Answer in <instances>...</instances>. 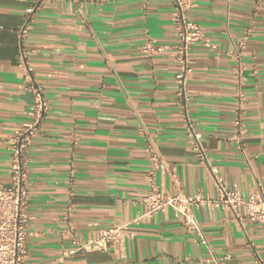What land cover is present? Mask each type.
Returning a JSON list of instances; mask_svg holds the SVG:
<instances>
[{"label":"crops","instance_id":"1","mask_svg":"<svg viewBox=\"0 0 264 264\" xmlns=\"http://www.w3.org/2000/svg\"><path fill=\"white\" fill-rule=\"evenodd\" d=\"M31 2L0 0L2 186L9 183V140L31 120L17 37ZM174 13L170 0H43L25 38L26 61L49 104L26 151L27 264H264L256 223L231 211L194 210L205 243L171 208L140 217L150 146L161 159L155 183L170 195L216 199L211 168L228 188L264 193V0H193L189 12L217 48L190 47L187 79L188 114L209 166L191 152L174 96ZM246 33L239 54L245 129L239 148L232 53ZM147 42L165 48L146 53ZM112 225H124L119 243L65 254L74 240L95 238Z\"/></svg>","mask_w":264,"mask_h":264},{"label":"built area","instance_id":"2","mask_svg":"<svg viewBox=\"0 0 264 264\" xmlns=\"http://www.w3.org/2000/svg\"><path fill=\"white\" fill-rule=\"evenodd\" d=\"M170 1L175 8L172 21L175 34V43L172 49L175 53L174 61L177 66L174 74V96L183 117L182 128L185 140L195 159L200 164L209 166L210 158L207 148L200 132L188 114L190 97L187 92V79L192 71L193 64L190 47L195 43H199L209 48L213 53L217 52V48L211 43L204 31L189 18L193 0ZM42 2L43 0H32L24 9L21 23L17 29L19 65L24 69L26 76L25 88L32 97V105L26 111V115L31 120L15 130L7 146L9 183L5 186L0 185V264H27L26 241L29 236V231L27 230L29 182L26 151L44 115L49 110V104L41 83L37 80L32 67L26 61L25 38L33 28L34 19L42 6ZM247 39L248 35L246 33L240 39L238 48L232 53V56L237 61L235 78L237 81L238 113L234 120V140L239 148L244 145L245 135L242 117L244 102V94L241 91L242 66L239 61V54L240 50L244 49ZM163 48L165 47H156L151 42H147L142 47V50L146 53H151L160 51ZM148 157L147 191L142 197L145 208L140 217L150 218L157 211L171 208L173 216L180 219L187 229L196 232L200 243H205L199 232L194 210L200 206L220 207L223 210L235 213L238 217H245L255 222L264 239V193L262 191L253 190L248 195H245L237 189L228 188L222 177L211 168L218 191L216 199H210L200 194L193 196L184 194L170 195L155 183L154 172L160 166L161 159L154 147L150 146L148 148ZM123 228L124 225H112L100 231L95 238L86 241L74 240L75 248L65 254L72 255L77 251L103 250L109 241L119 243L122 240ZM224 258L226 260L230 259L229 255Z\"/></svg>","mask_w":264,"mask_h":264}]
</instances>
